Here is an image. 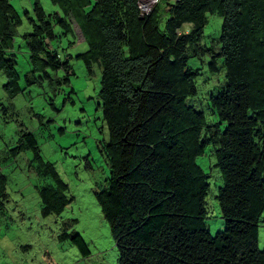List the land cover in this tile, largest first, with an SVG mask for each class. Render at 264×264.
<instances>
[{
	"label": "trees",
	"instance_id": "16d2710c",
	"mask_svg": "<svg viewBox=\"0 0 264 264\" xmlns=\"http://www.w3.org/2000/svg\"><path fill=\"white\" fill-rule=\"evenodd\" d=\"M50 1L59 10L47 14L33 0L32 14L22 15L10 0H0L2 86L10 98L24 87L15 52L24 18L31 28L20 34L30 65L25 85L42 77L60 84L53 72L61 68L68 84L71 64L53 41L73 33L70 18L78 24L87 48L75 57L90 74L93 64L101 67L97 94L108 129L101 148L109 175L94 194L117 263L264 264L257 240L264 213V0H157L147 13L138 0ZM211 13L222 19L220 33L203 36ZM205 53L203 66L189 64ZM200 76L206 111L187 101ZM207 146L214 175L222 178L214 196L225 227L215 233L205 223L209 172L197 160ZM25 148L35 171L52 180L37 186L41 213L59 214L72 200L68 184L43 157L33 132L21 130L8 155ZM7 179L0 170L1 209ZM59 238L90 253L77 232L63 231Z\"/></svg>",
	"mask_w": 264,
	"mask_h": 264
},
{
	"label": "rangeland",
	"instance_id": "374dc122",
	"mask_svg": "<svg viewBox=\"0 0 264 264\" xmlns=\"http://www.w3.org/2000/svg\"><path fill=\"white\" fill-rule=\"evenodd\" d=\"M40 1L47 14L59 10L50 0ZM10 2L22 15L25 10L32 14L33 0ZM70 20L73 33L59 35L53 41V47L61 58H67L71 64L73 73L69 74L68 84L63 82L66 71L61 68L52 71L55 78L62 80L60 84L42 77L25 85L23 74L30 69V65L27 50L20 45V34L31 30L25 18L17 27L15 36L16 67L21 75L20 83L24 86L18 95L10 98L5 94L2 85L6 76L0 72V170L8 178L6 201L4 207L0 208V264H118V251L110 226L94 194L95 190L106 186L109 175V162L101 148L108 138V129L102 118L97 94L101 67L93 64V73L90 74L83 60L75 57L87 48V44L78 24L72 18ZM221 21L217 14H209L203 36H218ZM69 40L73 41L71 45L68 44ZM208 58V53L193 56L189 64L203 66ZM47 71L50 74L51 71ZM206 75L203 73V76ZM200 79L201 76L196 80L197 93L189 96L187 101L206 111L208 103L200 94ZM207 80L212 82L211 77ZM21 130L33 132L43 157L54 164L68 184L66 194L72 200L59 214L41 213L37 186L52 180L48 175L43 176L35 171L34 161H30L31 149L25 148L15 157L8 155V148L17 143ZM210 148L207 146L205 153L197 160L209 172L205 223L215 233L225 227V220L214 196L222 178L219 175L218 181L215 177L218 169L212 166L215 158ZM63 231L79 233L90 253L83 255L71 238L60 239ZM257 240L259 248L264 249V213Z\"/></svg>",
	"mask_w": 264,
	"mask_h": 264
},
{
	"label": "built area",
	"instance_id": "2783aa9c",
	"mask_svg": "<svg viewBox=\"0 0 264 264\" xmlns=\"http://www.w3.org/2000/svg\"><path fill=\"white\" fill-rule=\"evenodd\" d=\"M157 0H138V6L142 12L147 13Z\"/></svg>",
	"mask_w": 264,
	"mask_h": 264
}]
</instances>
